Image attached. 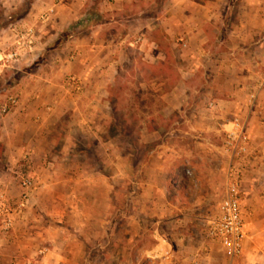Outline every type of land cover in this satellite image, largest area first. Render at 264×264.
Masks as SVG:
<instances>
[{"label":"rangeland","instance_id":"1","mask_svg":"<svg viewBox=\"0 0 264 264\" xmlns=\"http://www.w3.org/2000/svg\"><path fill=\"white\" fill-rule=\"evenodd\" d=\"M101 1L0 0V239L14 232L18 214L32 212L26 241L37 244L36 228L61 220L65 264H264V136L250 138L237 167L245 237L241 254L228 259L209 232L227 185L224 133L213 129L217 119L200 102L195 125L202 135L185 134L180 116L187 107L171 104L180 82L207 75L183 79L180 70L197 58L183 57L190 46L182 49L160 31L157 48L121 43L117 14L102 11ZM210 1L228 25L263 13L247 9L248 0ZM219 37L212 32L205 46L232 59V41ZM221 59L201 64L214 70ZM245 72L239 80L251 75ZM228 75L230 81L236 74ZM24 156L28 190L15 179ZM158 246L167 259L152 253ZM43 249L14 242L9 253L42 264Z\"/></svg>","mask_w":264,"mask_h":264},{"label":"crops","instance_id":"2","mask_svg":"<svg viewBox=\"0 0 264 264\" xmlns=\"http://www.w3.org/2000/svg\"><path fill=\"white\" fill-rule=\"evenodd\" d=\"M245 5L247 9L252 10L251 12H254V9L257 10L256 6L258 11H263L262 14H258V21H255L257 14L252 15L249 13L247 18L236 20L237 23L234 22V24L228 25L222 18L223 14L215 11V7L212 6L210 0H102L100 9L105 13L111 11V15L117 14L118 40L121 43L139 44V49L143 51L149 46L145 43L150 41L151 45H155L157 48L158 43L154 34L160 31L164 33L166 39L176 40L182 49L190 46L191 52H187L183 57L187 59L197 58V61L189 67L184 66V70H180L183 79H191L190 77L200 76V74L201 76L203 74L210 77L209 73H212V71L220 76L219 79L216 76L214 80L200 77V80L196 82L193 80L180 82L178 84L179 91L172 93L174 99H171V104L181 103L187 107L183 108L180 116L183 119V124L188 123V129H183L185 134L191 137L202 135L195 125L201 119L198 115L201 113L199 111L201 102L204 103L205 109H209L214 113L211 114V118L226 121L225 123H217V120H215L214 124L220 126L218 128L214 125L213 129L216 132L224 133L229 128V122L232 118L228 121L225 118L227 115L233 114L239 118L241 117L240 120L248 128L251 142H254L257 137L264 136V88H261L264 82V0L257 2L248 0ZM145 28L148 30H145ZM212 32L222 36L219 37L221 40L224 38V41L221 42H225L227 38L232 41L231 49H234L230 52L232 59H225L224 54H212L205 46L212 38ZM257 35L262 36L258 37ZM92 44L95 43L92 41ZM246 44L254 46L252 49H243L241 45ZM58 50L55 54L60 56V53L57 54ZM90 52V55H93L95 48L93 47ZM210 56L224 58L221 59L220 66H216L214 70H211L208 65L201 64ZM208 60V62L212 61L210 58ZM239 71L242 72L241 74H246L245 71H247L251 75L239 80L240 77L237 76ZM228 74L236 75L229 81ZM223 78H228L226 80L230 83L229 86L222 83L226 82ZM247 94H250L252 101H255L251 106ZM239 112L242 114L241 116L238 115ZM40 118L41 116L37 115L36 119ZM33 136H38V131H35ZM29 149L33 151L35 158V152H38V150L33 147ZM184 155L189 157L191 154L189 151H185ZM33 215L32 212L18 214L14 223V232L8 238L0 239V264H28V259L24 255L20 254L17 258L9 253V249L14 242L17 243L19 248H44L42 252L40 251L43 256L40 257L39 263H66L67 260L62 253V248L66 242V230L64 225L60 224L62 221L57 220L55 224L52 222L45 225V227H37V231L40 230L38 232V242H36L37 244L32 242V244L30 242L32 238H30V241H26V239H29L33 231L28 226ZM51 217H54V213L51 214ZM16 232L18 235H15ZM42 242L44 244H41ZM48 242L51 245L53 244L56 251L46 252L47 249L45 248H47ZM152 253L157 254L159 258L164 260L169 255L167 249L164 250L159 246Z\"/></svg>","mask_w":264,"mask_h":264},{"label":"built area","instance_id":"3","mask_svg":"<svg viewBox=\"0 0 264 264\" xmlns=\"http://www.w3.org/2000/svg\"><path fill=\"white\" fill-rule=\"evenodd\" d=\"M73 80V79H72ZM264 88V82L261 85ZM253 98V97H252ZM250 136L246 124L239 118H233L229 122V128L224 132L223 151L229 157V168L227 171L226 191L223 199L218 205L217 214L209 222V232L215 242L219 244L224 256L228 259L237 258L241 252L245 237V226L242 215V199L240 197L239 176L241 161H244L249 153ZM239 164V165H237ZM29 159L24 156L21 160L20 170L16 172V178L20 186L28 190L31 179L28 177ZM28 194H23L19 206ZM5 192L0 183V208L4 211ZM11 220L4 223L6 229L10 227Z\"/></svg>","mask_w":264,"mask_h":264},{"label":"trees","instance_id":"4","mask_svg":"<svg viewBox=\"0 0 264 264\" xmlns=\"http://www.w3.org/2000/svg\"><path fill=\"white\" fill-rule=\"evenodd\" d=\"M3 150H4V147H3V145H2V144H0V155H2V153H3Z\"/></svg>","mask_w":264,"mask_h":264}]
</instances>
